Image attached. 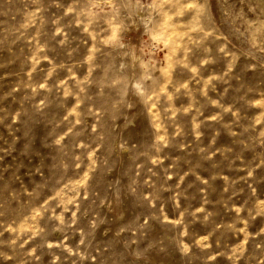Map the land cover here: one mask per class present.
Instances as JSON below:
<instances>
[{
  "label": "rangeland",
  "instance_id": "rangeland-1",
  "mask_svg": "<svg viewBox=\"0 0 264 264\" xmlns=\"http://www.w3.org/2000/svg\"><path fill=\"white\" fill-rule=\"evenodd\" d=\"M0 264H264V0H0Z\"/></svg>",
  "mask_w": 264,
  "mask_h": 264
}]
</instances>
